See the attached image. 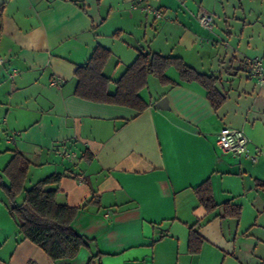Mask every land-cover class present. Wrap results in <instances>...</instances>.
Returning a JSON list of instances; mask_svg holds the SVG:
<instances>
[{"label":"crops","instance_id":"obj_1","mask_svg":"<svg viewBox=\"0 0 264 264\" xmlns=\"http://www.w3.org/2000/svg\"><path fill=\"white\" fill-rule=\"evenodd\" d=\"M97 46L111 52V93L140 48L212 74L224 101L213 108L173 67L176 84L149 74L142 112L79 98L75 69ZM0 56L1 180L14 151L29 161L24 188L62 174L50 187L79 207L71 225L88 240L74 258L49 259L21 239L0 188V264H86L97 253L102 264H264V85L245 62L264 58V0H0ZM221 127L241 129L256 161L220 151ZM207 179L211 212L194 192ZM224 203L239 215L221 214Z\"/></svg>","mask_w":264,"mask_h":264},{"label":"trees","instance_id":"obj_2","mask_svg":"<svg viewBox=\"0 0 264 264\" xmlns=\"http://www.w3.org/2000/svg\"><path fill=\"white\" fill-rule=\"evenodd\" d=\"M118 36V33H115ZM138 54L124 73L115 81L114 92H109L111 80L103 73V68L111 52L97 46L88 61L75 69L76 79L74 94L92 102L127 106L142 112L148 103L139 95L141 89L147 86L149 74L155 75L163 84L177 82L171 80L165 71L173 67L184 81H197L206 89V96L213 108H218L224 97L215 87L216 78L212 74L197 72L180 57L164 56L156 52H146L137 48ZM29 161L18 151L13 152L10 161L2 170L9 183L5 185L0 176V186L9 201L8 212L18 226L21 239H27L41 248L47 257L53 261L74 258L79 250L87 246L88 240L76 232L71 223L79 209L57 202V185L62 174H50L24 188ZM199 204L206 211L215 210L218 205L214 200L210 181L207 179L194 188ZM22 194V200L17 201ZM240 208L237 205L224 203L221 214L238 216ZM203 238L194 225L189 227L188 252L198 253ZM86 264H102L101 254L88 258Z\"/></svg>","mask_w":264,"mask_h":264},{"label":"built area","instance_id":"obj_3","mask_svg":"<svg viewBox=\"0 0 264 264\" xmlns=\"http://www.w3.org/2000/svg\"><path fill=\"white\" fill-rule=\"evenodd\" d=\"M145 9L148 13L153 14L155 18L162 17L163 15V12L160 9L149 6H146ZM197 19L201 24L205 26L209 25V19L205 14L199 13L197 15ZM245 62L249 67L248 75L251 78H254L258 84L264 85V58L256 56L253 58H247ZM2 66L3 59L0 56V70ZM50 84L52 86H58L60 84V80L53 79ZM217 136V146L223 153H229L236 157H246L253 162L256 161L260 150L258 148L254 150V152L250 150L249 139L241 129L221 127ZM62 154L66 157L71 155V153L66 150H62Z\"/></svg>","mask_w":264,"mask_h":264},{"label":"rangeland","instance_id":"obj_4","mask_svg":"<svg viewBox=\"0 0 264 264\" xmlns=\"http://www.w3.org/2000/svg\"><path fill=\"white\" fill-rule=\"evenodd\" d=\"M0 188H1V186H0ZM4 193V192H3ZM0 194H2L1 192H0ZM5 196H6V194H5ZM6 198H7V196H6ZM22 200V195H18V197H17V201L18 202H20Z\"/></svg>","mask_w":264,"mask_h":264}]
</instances>
